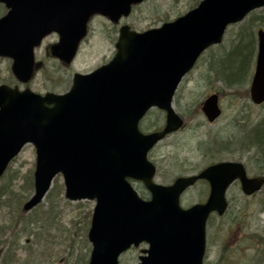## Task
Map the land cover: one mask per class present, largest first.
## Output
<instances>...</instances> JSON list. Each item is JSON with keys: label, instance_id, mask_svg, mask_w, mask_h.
<instances>
[{"label": "water", "instance_id": "1", "mask_svg": "<svg viewBox=\"0 0 264 264\" xmlns=\"http://www.w3.org/2000/svg\"><path fill=\"white\" fill-rule=\"evenodd\" d=\"M9 9L0 19V56L13 59L12 72L27 82L33 69V48L51 31L60 42L52 55L68 63L85 34L90 15L127 16L142 0H0ZM264 7V0H202L199 5L158 29L143 33L122 27L118 53L88 75H76L65 95H36L0 86V176L27 143L35 148L34 194L23 206L31 210L61 174L65 198L95 200L88 240V264H118L131 246L148 245L139 264H202L205 223L211 212L226 209L225 190L239 180L245 195L258 191L263 178H247L242 165H212L198 176L179 178L168 187L152 182L148 150L182 121L171 108L181 78L199 54L221 42L227 25ZM250 87L251 100L264 101V32ZM167 113L165 128L143 135L138 122L148 109ZM202 110L211 122L220 114L216 96ZM127 179L140 181L150 193L142 200ZM209 183L204 204L183 210L179 196L196 180Z\"/></svg>", "mask_w": 264, "mask_h": 264}, {"label": "rangeland", "instance_id": "2", "mask_svg": "<svg viewBox=\"0 0 264 264\" xmlns=\"http://www.w3.org/2000/svg\"><path fill=\"white\" fill-rule=\"evenodd\" d=\"M200 1L145 0L134 7L123 22L133 30L142 32L174 20L194 8ZM0 13L3 14L1 9ZM256 14L262 15L260 10L256 11ZM258 28L263 26L258 22L252 23L250 16L241 23L229 26L222 43L210 48L196 68L185 76L178 86L173 108L177 114L184 117L185 125L181 131L158 143L151 151L150 161L157 170L156 183L168 185L178 176L196 174L218 161L242 162L249 176L264 175V170L260 169L263 165L257 162L255 150H249L248 146L239 143L252 131L251 126L264 117V105L254 107L248 98H244L247 95L250 72L241 86L234 85L227 89L218 79L226 77L223 73L214 77L215 71L222 70L206 69L208 62L218 63L226 56L230 62V51L240 34H252V48L255 50V32ZM102 29L105 30V25L96 19L91 26L88 40L80 47L75 61L67 68L48 56L46 48L55 41V37L48 38L35 51L36 61L40 64L39 70L27 86L39 94H62L70 88L74 73H88L109 61L114 50L113 44ZM251 55L253 56V53ZM250 65L252 70V57ZM10 66V60L0 58V84L10 83L8 85L24 89V85L12 81ZM228 66L229 64H226V67ZM216 92L219 95L222 115L215 123L208 124L201 115L200 106L209 94ZM162 124L163 114L153 109L145 117L141 127L144 125L145 133H148ZM214 141L218 144L232 143L229 149L231 153L216 148ZM34 163V149L27 145L0 177V226L11 223L7 229L0 232V264H3L10 246L15 258L11 264H86L91 249L86 233L95 205L93 201H66L63 186H59L62 184L60 177L58 182H52L49 194L47 193L49 200L46 195L35 209L25 215L17 211L18 202L24 203L33 193L31 187L29 190L27 186V180ZM133 187L143 198H148L138 184ZM206 195V185L198 183L184 194L180 202L181 207L188 208L203 202ZM226 198L228 209L225 215H212L208 219V241L203 264H257V250L261 248L260 242H264V216L261 213L264 188L254 196L246 198L241 194L239 186L233 184L228 189ZM13 215L21 216V221L14 227ZM49 217L54 219L49 220ZM14 234H17L15 240ZM72 239L75 242L73 246H69ZM146 248L145 244H141L138 248L130 249L120 257L119 264H137L141 250Z\"/></svg>", "mask_w": 264, "mask_h": 264}, {"label": "trees", "instance_id": "3", "mask_svg": "<svg viewBox=\"0 0 264 264\" xmlns=\"http://www.w3.org/2000/svg\"><path fill=\"white\" fill-rule=\"evenodd\" d=\"M262 15H258L256 13L251 14L250 19L252 23H259V25L264 26V9L261 11ZM253 41H252V34H248L246 36V39L242 35H238L236 39L235 46L231 49L233 50L231 53V60L228 67H225L226 69H222L221 72H218L219 74L225 75V78H221L224 86L230 88L234 85L241 86L243 84V81H245L249 69H250V62L252 57V48ZM260 127L255 130L254 133H252L251 137V145L259 151V155L263 158L264 161V119L262 120V123L259 125ZM264 164V163H263ZM264 169V165H263ZM31 185V184H30ZM29 185V186H30ZM30 190V188H29ZM48 200L50 199V196L48 195ZM21 204L16 206L17 211L19 210ZM262 211L264 213V200L262 201ZM54 218L49 217V220H53ZM17 222H14L16 224ZM11 223H9L6 226H0V232H3L5 229H7L10 226ZM13 226V224H12ZM16 239V236H14V240ZM75 240H71V244L69 246H73ZM264 246V243H263ZM13 248L10 246V248L6 251V256L4 257L3 264H11L15 258L13 256ZM258 264H264V251H262V257L259 259Z\"/></svg>", "mask_w": 264, "mask_h": 264}, {"label": "flooded vegetation", "instance_id": "4", "mask_svg": "<svg viewBox=\"0 0 264 264\" xmlns=\"http://www.w3.org/2000/svg\"><path fill=\"white\" fill-rule=\"evenodd\" d=\"M116 32H117V25H115V24H109V26L107 27V31H106V33H107V35H108V38H109V41H112V40L114 39ZM117 33H118V32H117ZM207 51H209V50H206V51L201 55L200 60H201L202 58L205 57ZM112 54H113V55L115 54V50H112ZM217 67H222V63H219V64H217V63L211 64L210 62H208V63H207V67H206V69L209 70V68H210V70H211V69L213 70L214 68L217 69ZM213 71H215V70H213ZM251 105L254 106V107H257V106H255V105H253V104H251ZM164 122H165V119H164ZM251 127H253V128H252V133H254L255 130H256V128H254V125H252ZM252 133H251V135H248V134L246 135V142H245V145H246V146H248L247 144H248L249 141L251 142ZM248 149H249V150H255L254 154L256 155V157H258V159H259V157L261 158V155H259V153H258L259 151H257V149H255L254 146H252V145L250 144V145L248 146ZM256 161H257V160H256ZM202 183H204V184L208 187V185H207L205 182H202Z\"/></svg>", "mask_w": 264, "mask_h": 264}, {"label": "bare ground", "instance_id": "5", "mask_svg": "<svg viewBox=\"0 0 264 264\" xmlns=\"http://www.w3.org/2000/svg\"><path fill=\"white\" fill-rule=\"evenodd\" d=\"M226 64H229L230 65V62H223L222 63V67H221V70L222 69H226L225 67H226ZM252 143V142H251Z\"/></svg>", "mask_w": 264, "mask_h": 264}]
</instances>
